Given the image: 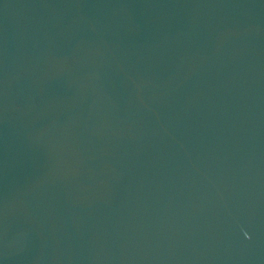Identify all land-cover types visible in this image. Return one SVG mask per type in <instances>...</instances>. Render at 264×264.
I'll list each match as a JSON object with an SVG mask.
<instances>
[{"label":"water","instance_id":"95a60500","mask_svg":"<svg viewBox=\"0 0 264 264\" xmlns=\"http://www.w3.org/2000/svg\"><path fill=\"white\" fill-rule=\"evenodd\" d=\"M0 264H264V0H0Z\"/></svg>","mask_w":264,"mask_h":264}]
</instances>
